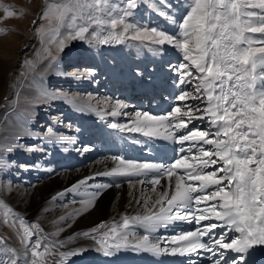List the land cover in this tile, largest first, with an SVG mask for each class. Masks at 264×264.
<instances>
[{
  "label": "snow or ice",
  "instance_id": "1",
  "mask_svg": "<svg viewBox=\"0 0 264 264\" xmlns=\"http://www.w3.org/2000/svg\"><path fill=\"white\" fill-rule=\"evenodd\" d=\"M141 2L152 5L150 11L175 25V34L149 27L146 21L130 20ZM180 7L184 11L177 20L179 8L172 0H45L40 16L44 23L36 25L35 31L49 65L73 41L97 48L131 40L155 45L150 47L154 55L163 54L164 45L181 54L180 63L167 65V71L176 76L172 84L178 91L168 98L171 107L165 114L136 111L130 123L107 125L146 138L133 139V143L171 141L179 146L172 149L176 156L167 164L117 158L116 167L96 174L137 177L136 183L151 184L153 192L167 178L164 190L151 208L147 198L141 205L143 212L125 215L119 224L101 222L78 235L93 241L94 251L104 257L125 250L154 257L188 256L182 264H197L198 258L209 264H250V250L257 246L264 250V0H185ZM0 9L6 18L15 16L10 8L0 5ZM28 63L34 67L33 62ZM81 71L91 75L95 69H74L64 75L79 79ZM137 75L142 73L137 71ZM189 100L197 103H187ZM126 107L117 100L107 114L127 116L121 112ZM196 120L203 123L189 127ZM42 143L30 148H40ZM156 147L163 152L169 145ZM90 179L94 177L78 181L52 199L77 190ZM109 186L90 185L98 189ZM99 195L93 193L82 203L92 205ZM3 207L4 223L15 230L21 247L9 246L0 237V264H66L69 258L93 250L83 245L59 251L58 247H65L63 241L52 240L54 234H44L38 223H28L11 207ZM207 220L219 223H201ZM177 221H194L198 227L171 237L168 243L175 246L161 247V237L152 234ZM136 228L144 230L139 238ZM217 228L222 231H214Z\"/></svg>",
  "mask_w": 264,
  "mask_h": 264
},
{
  "label": "rangeland",
  "instance_id": "2",
  "mask_svg": "<svg viewBox=\"0 0 264 264\" xmlns=\"http://www.w3.org/2000/svg\"><path fill=\"white\" fill-rule=\"evenodd\" d=\"M119 2L123 3V0H119ZM0 5L10 8L15 13L14 17L6 18L5 12L0 9V29L4 30L0 32V218L4 222L6 209L3 205H7L18 216L23 217L26 222L40 224L41 220H37L38 217L33 220L27 219L25 214L21 216V210L12 204L10 195L6 193L7 191L12 193L18 189L27 191L49 180L46 171L41 170V174H39L36 168L40 164L39 162L43 163L47 159L48 154L50 155L49 146L44 141L40 148H30V146L37 145L41 140L48 139V137L59 140L62 143L68 142L64 139H67L70 134L73 137L72 140H74L75 146H77L80 143L79 140H81V135H79L81 132L74 133L75 130L82 131L89 127L87 128L88 132L83 130V136L86 135L88 138L87 144L92 146L98 143L97 146L105 148L107 138L114 140L116 135L110 133L101 124L99 126L97 124L99 122L98 119H95L96 125L90 124V122L86 123L89 119L86 117L87 113H89L90 117L91 112H95L96 109L91 107L94 105L85 106L81 102V97L90 93L94 95L98 101L96 107L99 110L102 104L101 97H109L115 102L118 100L125 103L130 109L146 110L149 114L162 115L150 108L153 105L152 98L160 99L161 96L165 95L164 93L178 90L172 84L176 76L159 66V55H154L150 50V47H156L155 45L149 46L147 43L141 45L140 42L131 40H126L125 43L119 45L124 48L127 43L130 44V47H126V49L132 53L131 58L137 62L135 63V68L133 65L135 76L124 72V69L118 66L116 62V59H118L116 47L118 45H101L97 48H89L84 42L73 41L49 65V60L43 52L44 45L35 31L36 25L44 23L40 20V16L45 9V0H0ZM151 7L152 5L146 7L143 2L139 3L137 9L134 10V16L129 19L134 20L136 23H142L143 21L138 19L143 13L153 16L152 18L157 17L158 15L155 16L150 11ZM145 21L149 27H155V25H151L153 21L148 19ZM155 21L159 22V20ZM52 47L54 48L55 46L53 45ZM95 58L104 60L106 68L104 69L113 77H111L112 79L108 78L109 81H104L107 84H98L97 88L91 87L89 90L87 85L80 84L82 78L78 79L71 74L64 75V73H72L74 69H95V72H97L99 68L94 63ZM29 61L33 62L34 67L29 65ZM180 62L179 59L175 64ZM154 63L159 68L156 72H150L154 68ZM55 64L59 67L64 77L56 80L57 82H52L50 79H53V73L50 69ZM137 71L142 73V75H137ZM160 71L163 72L161 75H159ZM120 72L122 75H120ZM85 74H87L86 71L79 73L81 77ZM102 74L97 73L96 75L104 78L105 76ZM128 76L130 77L129 79ZM119 78H127L128 80L123 82ZM139 85L142 86L141 89H137ZM187 87L190 88L191 85ZM134 89L141 94L135 96L136 93H133ZM53 96L56 98L53 99ZM77 103L80 104L77 106L75 105ZM193 103L197 102L194 101ZM142 106L143 109L141 110L140 107ZM87 107L89 110L86 109ZM23 108H27L26 111ZM31 109L38 113L34 116V113L32 114L28 111ZM79 112L84 113L85 116ZM19 117L20 120H17V122L21 129L15 134L13 122L15 118L19 119ZM118 118L121 119V122H118L121 124L125 120V118ZM202 123V121L198 120L195 125ZM48 128L52 129L50 136L46 131ZM122 134H129V132ZM12 137L14 138V141L12 139L13 142L11 141ZM175 147L179 146L176 145ZM133 160L154 161V159L149 157H134ZM22 165H35V167L25 168ZM137 179V177H130L129 181L132 182L128 181L125 186L135 183ZM145 193V191L142 192L143 195L139 202L142 211H144L141 205L145 200ZM115 217L112 216V218ZM43 233L46 234L44 230ZM0 235L8 242L19 243L15 230L8 224H5V228L0 229ZM50 238L54 241L60 240V237L55 235ZM32 239H36V236H33ZM55 259L58 260L59 257H55Z\"/></svg>",
  "mask_w": 264,
  "mask_h": 264
},
{
  "label": "bare ground",
  "instance_id": "3",
  "mask_svg": "<svg viewBox=\"0 0 264 264\" xmlns=\"http://www.w3.org/2000/svg\"><path fill=\"white\" fill-rule=\"evenodd\" d=\"M184 2L185 0H173V3L179 8V11L176 12L177 20H179L184 11V8L180 7L184 4ZM140 16L138 20H142L144 22L146 19H148L153 21V23H151L152 26L155 25V27L162 28L169 33L171 32L175 34L176 32L175 25L168 23L166 20L159 16L152 18L153 16L145 15L144 13ZM155 20H159V22ZM126 47H130V44L127 43L124 48L120 45L116 47V51L118 54V59H116V62L118 66L124 69V72L135 76L133 65L135 68V63L137 62H135L134 59L131 58L132 53L129 50L127 51ZM163 48V54L159 55L158 57V59L160 60L159 66H161L162 69H167V65L169 63L175 64L176 61L180 59L181 54L169 45H164ZM94 63L96 64V67L99 68L98 71L91 75H89L88 73L85 74L82 77V82L80 83L81 85H87L89 90L91 87L97 88L98 84H107L104 83V81H109L108 78L112 77V75H110V73L105 70V62L103 59L101 60L99 58H95ZM158 68L159 67L154 63V68L150 70V72H156ZM50 70L53 73V79H50L52 82H57L56 80L64 77L56 64L53 65ZM97 73H103L102 75H104L105 77L101 78L99 77V75H96ZM162 73L163 72L160 71L159 75H161ZM120 75H122L121 72ZM129 78L130 77L128 76V79ZM119 79H122L123 82L128 80L127 78ZM141 88L142 86L139 85V88L137 89ZM177 91L178 90L166 92L164 93V96L160 97V99L152 98L153 105L150 108H152L156 113L159 112L160 114H165L171 107V100L168 98L174 96ZM133 93H136L135 96H139L141 94L136 89L133 90ZM101 100L102 104L99 110L96 107L98 101L95 99L94 95L90 93L81 97V102L85 104V106L94 105L91 107H94L96 109L95 112H91L90 117L89 113H87L86 117H88L89 119L86 123L90 122V124L96 125L95 119H98L99 122L97 124L99 126L101 124L103 127L107 128L110 133L116 135V138L114 140H112L111 138H107V140L105 141V148H100L99 146H97L98 143L89 146L87 144V136H83V130L88 132L87 128L89 127L83 129L82 131H73L74 133L81 132L79 134L81 135V140H79L80 143L77 146H75L71 134L68 135L67 139H64L68 142L64 143L51 137H48V139L45 138L43 141L49 146L51 150L50 155L48 154L47 159L43 163L39 162L40 164H38L36 168L38 169L39 174H41V170L46 171L49 180L43 182L42 185L30 188L27 191L25 189H18L17 191H13L12 193H9L8 191L6 193L10 195L12 204L17 206L21 210V216H24L25 214V217L27 219L29 218L33 220H36V218L38 217L37 220H41L39 225L46 234L51 233L55 236L60 237L59 241H63L65 243V247H58L59 251H67L69 249L83 245L92 246L93 250L84 253L82 256L69 258V261H67L66 264H182V262L188 261L190 259L188 256L174 257L170 255H162L159 257H154L150 253L137 254L125 250H121L112 257H104L102 253H97L96 251H94L96 245L93 241L85 238L82 235H78L98 226L101 222H105L108 225L119 224L123 216L127 215L131 217L133 215H136L137 213L143 212L140 209V204L138 203V201L140 202L143 195L142 192L144 191L146 192L145 199L150 198L148 207L151 208L153 202L158 198V194L164 190V185L167 183V178H164L163 180H161L160 185L155 186L156 191L153 192L150 190L153 187L151 184H140L135 182L131 185L125 186L130 180V177H108L96 175L97 173H103L116 167L119 163V160L117 158H124L125 160L135 161L133 160L134 157H149L154 159V161H160L167 164L170 163L176 156V153L172 150L173 148H176V145H173L171 141L162 142L154 139L148 141L147 145L143 143H133V139L145 140L146 138H144L139 133L129 132V134H122L108 128L107 125L109 122H121V119H119L118 117H121L122 119L125 118L122 124L130 123V121L134 118L133 114L138 110L133 108L130 109L127 106L126 108L121 110L122 113H127V116L118 115L116 117H112L107 113H109L115 107V100L113 101L112 98L109 97H101ZM193 102L194 101L191 100L187 101V103ZM79 104L80 103H77L75 105L78 106ZM23 109L24 111H26L27 108ZM86 109L89 110L88 107ZM140 109L142 110L143 106L140 107ZM76 110L78 109L76 108ZM28 111H30L29 113H34V116L38 113L32 111V109ZM142 112H146V110H143ZM80 114L85 116L84 113ZM17 120L19 121L20 117L19 119L15 118L13 122L15 134L21 129ZM197 122L198 120L193 121V123L190 124L189 127L195 126ZM51 134L52 132L48 133L49 136ZM12 139L14 141L13 137L11 138V141ZM160 143H167L169 147L163 152L158 151L156 146H158ZM83 148H88V150L78 151V149ZM86 177H94V179L87 180V182L85 184H81L77 190L67 192L63 197H58L56 200L52 199V197L57 193L71 188L78 181L85 180ZM94 184H107L110 186L99 189L90 187V185ZM96 192H99L100 195L95 198L92 205L86 206L82 203L83 201L90 199L92 197V194ZM81 209H83V211H81ZM112 216L116 217L112 218ZM61 217H63V219H61ZM201 223L208 224L219 222L215 220H207L202 221ZM197 227L198 226L194 221L191 223L185 221H177L172 225L161 228L158 232L153 233L152 235L153 237H161V247H171L175 246L168 243V240L171 237L182 232L193 230ZM2 228H5V223L0 218V229ZM100 231L103 232L105 230L102 229ZM214 231L219 232L222 231V229L217 228ZM143 234V229H135L136 238H139ZM231 235L233 234L229 233V236ZM204 239H206V237H204ZM5 243L15 248L21 247V245L16 242H8L5 240ZM250 253H252L250 264H264V250H261L259 246H257L253 250H250ZM229 254L231 255V253ZM197 264H209V262L207 260H201L198 258Z\"/></svg>",
  "mask_w": 264,
  "mask_h": 264
}]
</instances>
